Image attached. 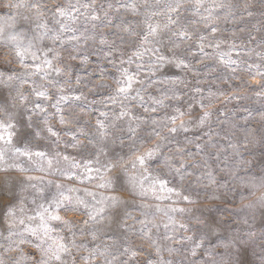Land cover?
Instances as JSON below:
<instances>
[{
	"label": "clouds",
	"instance_id": "clouds-1",
	"mask_svg": "<svg viewBox=\"0 0 264 264\" xmlns=\"http://www.w3.org/2000/svg\"><path fill=\"white\" fill-rule=\"evenodd\" d=\"M0 264H264V0H0Z\"/></svg>",
	"mask_w": 264,
	"mask_h": 264
}]
</instances>
